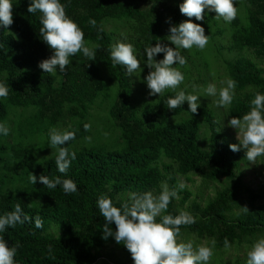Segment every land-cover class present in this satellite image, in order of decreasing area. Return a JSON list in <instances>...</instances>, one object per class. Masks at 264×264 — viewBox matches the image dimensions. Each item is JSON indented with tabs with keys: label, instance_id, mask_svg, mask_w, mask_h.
<instances>
[{
	"label": "trees",
	"instance_id": "16d2710c",
	"mask_svg": "<svg viewBox=\"0 0 264 264\" xmlns=\"http://www.w3.org/2000/svg\"><path fill=\"white\" fill-rule=\"evenodd\" d=\"M168 1L61 0L96 56L90 60L78 52L64 72L57 66V72L47 73L38 67L52 54L39 33L41 14L28 12L30 0H13V23L0 26V81L9 85L8 95L0 97V122L9 128L8 135H0V215L20 204L31 219L6 227L0 235L10 246L19 245L16 264H96L109 244L132 262L123 244L104 237L105 220L96 201L106 194L120 206L133 191L158 194L162 181L178 191L164 214L187 210L196 217L195 223L180 226L178 241L184 242L181 237L189 234L206 236L208 245L215 240L213 249L222 254L231 245L264 234V200L257 201L264 197L263 190L256 191L244 181L243 166L250 165L246 149L231 150L229 145L237 142L229 139L219 123L225 115L242 118L255 93H264V0H236L238 14L231 22L205 10L208 44L203 49H181L187 63L175 65L184 81L175 90L149 95L144 81L150 71L145 46L162 42L174 47L166 39L169 17L177 24L187 19L199 23L179 13L181 0ZM107 18L113 23L104 25ZM213 38H220L221 44L216 45ZM118 41L134 45L141 66L146 64L145 72L127 75L124 66L112 63L111 46ZM225 50L233 51L232 57L223 55ZM212 54L214 61L218 55L225 56L221 57L222 74L211 66ZM163 55L158 53L154 59ZM214 74L237 82L226 112L220 113L203 99L196 113L188 110L187 101L168 109V97L181 89L204 94ZM61 122H67L64 130L76 133L64 145L76 153L65 173L58 171L57 149H48L49 130ZM40 152L47 154L40 156ZM31 173L71 178L78 191L65 193L60 185L49 189L39 180L33 185ZM191 175L200 180L195 190L182 180L194 184ZM212 184L214 194L204 195V188ZM245 191L249 201L241 203ZM37 216L43 220L42 228L35 227ZM111 227L115 229L114 223ZM121 260L114 257L113 264ZM208 264L246 263L235 257Z\"/></svg>",
	"mask_w": 264,
	"mask_h": 264
},
{
	"label": "clouds",
	"instance_id": "9594fccd",
	"mask_svg": "<svg viewBox=\"0 0 264 264\" xmlns=\"http://www.w3.org/2000/svg\"><path fill=\"white\" fill-rule=\"evenodd\" d=\"M236 0H182L179 10L187 17H195L196 21L204 20L206 11L214 12L216 18H222L225 22H231L237 17L238 9ZM13 0H0V26L7 27L13 23ZM39 11V33L44 42L52 49V54L38 63V67L47 73L64 72L66 66L71 63L70 57L82 52L85 57L93 60L96 56L95 48L87 46L84 40V32L79 25L66 14L65 5L61 0H30L29 13ZM170 19V18H169ZM95 25L96 21L91 20ZM167 40L168 44L157 42L148 44L144 48L147 56V65L150 68L144 81L150 89L149 95L163 94L167 89H177L185 77L176 64L185 65L187 59L182 55L181 49H191L193 46L203 49L208 44L209 36L205 34V28L191 19L180 23H170ZM96 47H99L98 45ZM163 53V58L156 60L154 57ZM110 56L114 65L124 66L127 75L141 72V60L138 59L132 43L118 41L111 46ZM236 81L229 78L226 86L219 89L215 83H208L204 88L206 96H218L217 104L220 106L231 105L234 99ZM9 85L0 81V97H6ZM200 95L189 94L179 90L175 96L167 99L168 109L181 107L185 101L188 110L196 113L199 107ZM251 107L242 118L233 116L228 124L237 132L239 143L229 145L233 151L246 149L245 156L248 161H256L258 157H264V93L257 91L250 101ZM89 127V125H85ZM9 128L4 122H0V135H8ZM74 130H58L53 127L48 133V143L51 148H56V164L60 173H65L76 158V153L70 151L64 145L74 140ZM30 180L34 185L38 180L49 189L58 185L62 186L65 193L78 191L76 182L71 178L60 176L50 179L46 175L31 173ZM183 187V184L180 185ZM173 198H178V191L162 181L160 191L155 194L152 190L143 192H130L120 206L113 203L111 197L102 194L96 203L100 214L103 216L104 237L111 236L117 243L123 244L130 252L133 264H208L213 256V246L201 244L194 247L192 241H178L181 225L195 223L196 217L187 210H181L178 214L166 213ZM247 212V207L241 206ZM159 217V219H157ZM24 213L20 204L15 205L13 211L0 215V233L6 227H15L30 220ZM114 223L115 229L111 227ZM35 227L42 228L43 220L37 216ZM225 246L229 241L225 240ZM19 245L10 246L3 235H0V264H16V256ZM246 264H264V237L258 238L247 252Z\"/></svg>",
	"mask_w": 264,
	"mask_h": 264
},
{
	"label": "rangeland",
	"instance_id": "374dc122",
	"mask_svg": "<svg viewBox=\"0 0 264 264\" xmlns=\"http://www.w3.org/2000/svg\"><path fill=\"white\" fill-rule=\"evenodd\" d=\"M173 1L170 0L168 1V4L169 3H172ZM181 3H182V0H181ZM179 13L183 16V17H186V15L182 14L179 10ZM172 17L173 14L169 13ZM170 18V17H169ZM186 19V18H184ZM183 19V20H184ZM195 19V18H194ZM104 25H106L107 23H113V20L110 19V18H107L104 20ZM167 30L169 29L168 25L170 23H174V21L170 18L167 22ZM199 23L203 26V20L199 21ZM121 25H118V27H120ZM106 27V26H105ZM120 30H123L122 28H119ZM127 32V31H126ZM123 33V32H122ZM227 38L228 36H225L224 39L225 41H227ZM212 42H214L216 45L218 44H221V39L220 38H213L211 39ZM234 52L233 51H230L228 52V50H225L222 52L223 55H226L227 57H232V54ZM221 57H225V56H220L218 55L217 59L214 61V59L216 58V56H214L212 54V57L213 60L211 61H214V62H210L211 66L212 67H217L219 68L220 70V74L223 73V61H222V58ZM156 58V57H155ZM177 65V64H176ZM182 67V66H181ZM146 68V64H142L141 66V69L145 72V69ZM215 70V69H214ZM142 71V72H143ZM148 73L146 72V75ZM225 79L223 76L221 77H217L216 74H214L210 79H209V83H215L218 90L225 87V84H224ZM201 87H204V85L202 83H199ZM202 88H198L197 91L199 92H202L201 91ZM200 96H203V98H199V101H202L203 100H206L208 101V104H210L211 106L215 107L220 113H224L227 111V106H220L217 104V100H218V96H206L205 93L204 94H201ZM231 119L230 116L228 115H225V116H221L219 118V123H220V126L223 128L224 132H226L228 134V137L229 139L231 140H234L235 142L239 143L238 141V138H237V132L236 130L231 127L229 124H228V120ZM67 123V122H66ZM64 123V122H61L57 125V129L58 130H61L63 131L64 129H66L67 127V124ZM202 128H201V132H204L207 131L206 130V123L204 121H202ZM203 134V133H202ZM208 134V132L206 133ZM48 149H55V148H51L50 146L48 147ZM40 156L42 155H45L47 154L46 153H43V152H40L39 153ZM250 165L248 166H243V179L244 181L254 190L258 191V190H263L262 192L264 193V159H261V157H258L256 159V161L253 162H249ZM191 177L193 179H195V183L192 184L189 180L185 179L182 177V180L187 183L189 189L191 190H195V188L197 187L198 185V182L200 181L198 179L197 176L195 175H191ZM204 192V195H213L214 194V188H213V184H212V187H208L207 189L204 188L203 190ZM248 193L245 191L244 193L241 194V198H240V202L243 203V202H246L249 201V198H248ZM264 200V197H262L261 200H258V202H261ZM189 203V201L185 202L183 205L184 206H187ZM261 237H264V234L263 235H260L258 238H261ZM182 240L184 239V242H188V241H192L193 244H194V247L196 246H199L201 244H208V239L209 237H206L204 236L203 238H199L193 234H189L188 236H186V239L184 237H181ZM258 238H252L251 237V241L250 242H247V243H243V244H234V245H231L229 246V248L223 250L222 254H219V252L217 251H214L213 249V256L210 258L211 261H215V263H219L221 260H229V261H232L233 258L235 257H240L245 263L247 261V252L248 250L251 248L252 244L258 239ZM102 254L100 255V257L97 259L96 261V264H113L116 263L115 261H113V258H119L121 260V264H133V261L132 262H126V260L123 258V254L121 252V250L119 248H116L114 245L112 244H109V245H106L103 249H102Z\"/></svg>",
	"mask_w": 264,
	"mask_h": 264
}]
</instances>
